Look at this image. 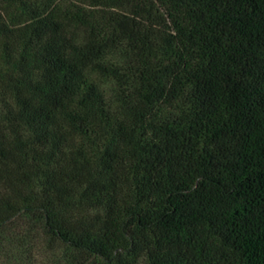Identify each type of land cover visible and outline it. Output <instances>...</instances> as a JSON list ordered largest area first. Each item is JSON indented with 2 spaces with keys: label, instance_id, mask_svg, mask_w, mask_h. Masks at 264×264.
Masks as SVG:
<instances>
[{
  "label": "trees",
  "instance_id": "trees-1",
  "mask_svg": "<svg viewBox=\"0 0 264 264\" xmlns=\"http://www.w3.org/2000/svg\"><path fill=\"white\" fill-rule=\"evenodd\" d=\"M21 218L45 264H264V0H0Z\"/></svg>",
  "mask_w": 264,
  "mask_h": 264
},
{
  "label": "rangeland",
  "instance_id": "rangeland-1",
  "mask_svg": "<svg viewBox=\"0 0 264 264\" xmlns=\"http://www.w3.org/2000/svg\"><path fill=\"white\" fill-rule=\"evenodd\" d=\"M30 225L33 227L32 229H29ZM9 231L12 232L11 237L5 240L6 248L3 247L7 252L0 249V264H45L46 253L45 251L43 253L40 245L43 234L40 233L36 225L21 218L10 225ZM26 233H29V237L26 236L25 244L21 245V236Z\"/></svg>",
  "mask_w": 264,
  "mask_h": 264
}]
</instances>
